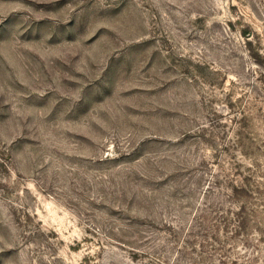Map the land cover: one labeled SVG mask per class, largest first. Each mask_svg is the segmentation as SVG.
Masks as SVG:
<instances>
[{
  "label": "rangeland",
  "instance_id": "obj_1",
  "mask_svg": "<svg viewBox=\"0 0 264 264\" xmlns=\"http://www.w3.org/2000/svg\"><path fill=\"white\" fill-rule=\"evenodd\" d=\"M0 264H264V0H0Z\"/></svg>",
  "mask_w": 264,
  "mask_h": 264
}]
</instances>
